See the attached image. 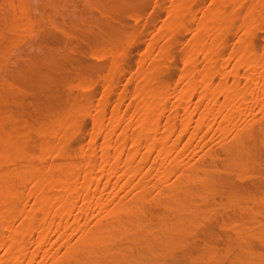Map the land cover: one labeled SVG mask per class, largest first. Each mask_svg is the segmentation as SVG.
Wrapping results in <instances>:
<instances>
[{"label":"bare ground","instance_id":"6f19581e","mask_svg":"<svg viewBox=\"0 0 264 264\" xmlns=\"http://www.w3.org/2000/svg\"><path fill=\"white\" fill-rule=\"evenodd\" d=\"M202 1L169 0L147 37L138 61L139 72L133 69L125 77L124 60L121 61L125 49L120 48V52L113 47L110 69L116 70L117 83H108L94 105L86 94L82 99L76 98L61 119L44 117L42 125L33 131L36 142L23 131L25 124L20 130L13 113L0 108V264H264V249H256V244L264 248V217L251 220L252 215L255 217L253 211L249 220L256 221L254 225L250 226L240 214L244 219H235L236 224L231 220L238 242L232 240L240 249H234L230 257L225 254L223 263L224 252L218 257L212 247L215 244L207 247V256L200 246H207L202 241L204 226L209 237L215 229L205 218L217 212V205L212 211L211 198L215 195H210L215 190L211 192L209 188L212 184H233L228 183L230 175V179L224 177L225 182L216 171L222 170L217 167L220 153L212 147L226 143L220 147L221 153L231 167L238 168L240 161H236V156L241 155H237L241 150L247 148L248 155L263 146L255 147L254 131L264 134L262 119H257L258 114L264 117V45L259 50L251 38L253 24L263 21L260 15L264 14V0L247 1L241 24L235 30L231 23H235L237 13H233L244 0H210L208 4ZM5 2L13 20L17 9L22 17L24 0ZM147 18L150 21L152 17ZM182 32V64L171 82V61L170 66L166 61L170 59L167 57L175 35ZM231 34L235 41L228 47V55H224ZM130 84L133 87L128 91ZM109 93L113 94L112 104ZM85 118L91 121L86 130ZM82 132L84 138L69 152V141L76 142ZM256 155H248L255 158L254 166ZM231 167L227 166L228 171ZM246 187L242 188L247 190ZM233 189L230 187L235 193L237 190ZM263 193L260 204L252 194L256 201L253 203L258 204L254 205L261 208L257 209L259 213L264 211ZM243 209L239 211L247 212ZM157 210L161 211L158 224L154 221ZM214 217L212 220L218 222ZM202 219L206 222L201 224ZM198 222L204 225L200 227L204 231ZM190 237L193 243H185L192 250L188 246L191 252L186 253L183 241ZM227 246L225 252L230 251V255L232 245ZM178 249L185 252L179 255Z\"/></svg>","mask_w":264,"mask_h":264},{"label":"rangeland","instance_id":"374dc122","mask_svg":"<svg viewBox=\"0 0 264 264\" xmlns=\"http://www.w3.org/2000/svg\"><path fill=\"white\" fill-rule=\"evenodd\" d=\"M5 1L6 0H0V86H1L0 87V108H2L4 110V112L13 113L11 115L14 118L16 117L15 118L16 126L18 124V127L20 130H21V128H24L26 126L24 128V130L23 129L22 130L25 131V133H27V135L29 134L28 137H29V139H31V141L34 140L35 142L37 140L36 139L37 137H36L35 132H33V131H35V129H37L39 127V125H42L41 121L43 120L44 117L47 116L49 119H52V120L61 119L63 113L66 110H68L69 108H71L73 101L76 98H80V96L82 99V96H84V95L86 96V94H88L86 96V98L89 97V98H91L90 99L91 101L94 100L92 102V104L94 105L96 103L99 95L104 91V88L108 83L113 82V81H114V83H117L116 78L118 75L116 74V70L110 69V63L112 62V59H113V55L111 54L112 53L111 51H114V48H116V49L118 48L119 50H120V48L125 49V50L123 49L125 52L120 50V52L122 51L121 55H123L121 58V61L124 60L123 61L124 63L123 64L120 63V64H122V67H123V68L122 67L121 68L125 69V71H124L125 72L124 74H126L125 77H128L130 74L129 72L133 69H135V70L137 69V71L140 70V65H138V61H139L140 56L143 54L145 44L148 40L147 37H149L151 32H152L153 24H155L157 22V18L159 20V17L163 15V13L167 9V6H166V5H168L167 3H169V0H91L92 2L90 0H24L22 8L24 11L23 15H25V16L23 17V15H22V17H21L20 12L17 9L16 12H18L19 14L16 13L17 18L13 20L12 15L11 16L8 15L9 14L8 13L9 8H8ZM244 1H246V2L244 3ZM244 1L242 4H240L241 6L237 7V10H235V12L233 13V14L237 13V14H235L236 17L235 16H234L235 18L233 17L235 19L234 20L235 23H231L232 24L231 27L234 28V30L238 28L236 25L239 24V26H240V24H241L242 16H243V9L246 8L248 0H244ZM4 2H5V4H4ZM202 2L203 3L204 2L209 3L210 0H205V1L203 0ZM206 3H204V4H206ZM116 4H118V5H116ZM197 4H194L192 6H194L198 10L199 6L198 7L195 6ZM163 6H165V7H163ZM191 8L193 9V7H191ZM47 10H48V12H47ZM192 12H193V10H192ZM195 12H196V10H195ZM262 14L260 15V17L262 18V16H263V18L261 19L263 21H261L260 19H259V21L257 20L258 23L261 21L259 23L260 25L259 24L258 25L253 24L254 26H252V28L254 30L252 32L253 36L251 38V39H253V43H254L253 46L255 47V45H256V47H258L259 50L261 49L262 45H264V14L263 15ZM149 16L152 17L150 21H149L150 18H147ZM7 18H8V20H7ZM155 18H156V22H155ZM71 21H74V22H71ZM54 22L56 23V25H54L55 24ZM232 22H233V20H232ZM94 27H96V29ZM230 33H233V32H230ZM94 34H96V35H94ZM111 35H112L113 39L111 38ZM175 36L177 38L173 39L174 41H172L173 44H172V47L170 50V55L168 54V57H167V58H170L171 60L170 59L167 60V58H166V60L168 62L165 60L168 65L171 61V63H170L171 66L169 65L170 67H172L171 69H169V75L172 73L170 75L171 77L169 78V80L171 82L174 81V79L176 78V75H177L176 72H178V69H180V67H181L182 60H181V54L180 53H181L182 47H183L184 42H185V40L183 38V37H185L184 32H182L180 34L178 33ZM229 36H228V38H227L228 40L226 42V44H227L226 50L227 51L223 50L224 55H228L227 54V52H229L228 47H231L230 45H232L233 44L232 42L235 41L234 35L231 34ZM110 39H112V40H110ZM229 39H231V42H228V41H230ZM175 40H176V42H175ZM121 46H124V47H121ZM78 49H80V50H78ZM111 49H113V50H111ZM73 50H75V51H73ZM256 50H257V48H256ZM70 54H71V56H70ZM125 54H127V55H125ZM38 56H39V59H38ZM32 57L35 59H33ZM31 60H33V61H31ZM36 60H37V63L35 62ZM172 60H174V61H172ZM76 61L78 63H76ZM166 63H164L165 69L168 67L166 65ZM219 63H220V60H219ZM172 64H173V66H172ZM88 67H90V70ZM77 68H78V70H77ZM125 77L123 78V80L127 79ZM117 80H118V78H117ZM132 87H133V84L128 85V88H129L128 91H131ZM91 94H93V95H91ZM110 94L111 93H109L108 95L109 96L112 95V97L109 98V100L111 102L110 104H112L113 94H111V95ZM17 113H18V115H17ZM259 115L260 114L257 115V119L259 118L260 120L261 119L263 120V121L262 120L260 121L261 125H262V122L264 124V117L262 118L260 116L261 117L260 118ZM87 119H90V118H85V120H84L85 125L83 126L84 130H86L90 126L91 121L87 120ZM260 122H259V124H260ZM24 124H25V126H24ZM255 127H253V131H254ZM256 131L257 130L255 129L254 132L256 134V137L254 139L256 140L255 142L257 144L254 141H253L254 142L253 144H256L257 146L255 145V147H258V148L261 145H263L261 147H264V137H263L264 134L259 133V130H258V132H256ZM81 134L77 136L78 139H75L76 142L74 141V139H73L74 142L72 140L69 141L70 143H71V141L73 143L70 144L68 142L69 147L71 146L70 148L67 149V150H69V152H72L73 150H75L76 149L75 146L79 143V141H81L84 138V132H82ZM77 137H75V138H77ZM221 143L223 144V146H222V144H220V145H215L214 147H216V148L212 147L213 149H215L214 152L217 151V153H220L219 154V162L217 161L218 162L217 167L219 169L223 170V171L220 170V173H219V170H217V168H216V171H218V174H220V176L223 175L222 176L223 178L229 177V179H230V176H231V179L229 180L228 183L233 182V184L228 185L226 183L227 185L225 187H228L225 189L226 191L225 190L223 191V189L225 188L224 187L225 183L223 185L224 188L222 187V185H215V184L211 185L212 189L209 188L211 192H213L214 190L216 191V193L218 191L223 192L222 194H221V192H218L217 196H216V194H214L215 191L213 193H210L211 197H212V194H213V196L215 195L213 199L211 198L212 208H213L212 211L215 212L214 207H216V205H217V207L215 209L217 210V212L220 209L218 214H217V212H215V213L213 212L215 215L214 218H218L217 219L218 222L215 219H213V220H215L217 223H214L215 221L213 222L212 218L214 215L212 213H211L212 217L207 216V215L205 216L206 219L208 217V219L212 220V222H209V220L207 219V222L211 226H213V224L215 226V224H216L215 227L214 226L212 227V228H215V229H213L214 234L213 235L209 234L211 238H212V236L214 237L213 239H211L212 243L209 242L211 244L207 243L208 241H210V237L207 236L208 230L206 231V226L201 225L202 222L203 223L206 222L205 219H204V221H203V219H202V221L199 220V222L201 221L200 222L201 224L199 222H198V224L201 225V226L199 225V228L200 227L203 228V226L205 228V231L202 230V228H200V230L204 231V233H202V234H204L202 237L203 238L202 241L203 242L205 241L204 243H206V245H207L205 247V245L203 246L201 244L200 246L202 247V249L205 248L203 251L201 249V251L204 252V254H206L205 250L207 249V247L215 244L212 247L214 248V251L216 252V255L218 257L221 255V253L224 252L222 254L224 257L223 258L220 257V258H222L221 259V261H222V260H225L224 259L225 257L226 258H227V256L230 257L233 253H235L234 252L235 250L238 252V250L240 249V248L238 249V246L235 245L236 244L235 241L232 240L233 238H234V240H237V238L235 237L236 235L234 234L235 232L233 233V230L235 229V228L233 229V226H235L234 224H236L239 221L238 218L239 219H244V218L248 219V222L250 223L251 221L249 219L252 215L251 213H254V215H255V217H253V215H252L251 220H252V218H254V220L260 221L261 218L264 217V211L261 210L260 211L261 213H259V210H257V209H261L260 206L257 208V206L254 205L257 203H253V202H256V201H254V199H255L254 196H256L255 200H257L258 204H260V201L263 199V198H261V197H263V195H261V194L264 192V190H263V192H260V191H262V189L264 188V186H263L264 185V180H263L264 178H262L264 176V160L261 159V158H264V156H263L264 152H262L263 149L261 147L259 149L254 147L255 149L258 150L257 153L255 152L254 148H248V149H253L255 152V154H254L253 151H249L248 155H250V157L252 156V158H253L254 155L258 154V156L256 155L257 162L254 166V163L252 160H254L255 158L254 159L249 158L247 155L248 150L246 151L247 148H245V150L244 149L243 150L246 153H244V151L242 152V150H241V152H239V154H237V155L241 154L240 156L235 155L236 157L241 158V160H239V158L236 159V157H235L237 162L240 161L239 167L236 168L237 167L236 165L235 166L232 165L233 167H231V163H229V161H227L228 159L222 155V153H221L222 149L220 150V147L221 148L225 147L226 143H224V142H221ZM224 144H225V146H224ZM251 147H253V145ZM260 149H261V151H259ZM212 152H213V150H212ZM250 152H252L253 154ZM259 154L261 155L260 157H259ZM223 157H224V159H223ZM247 159H249V160H247ZM244 160H245V162H244ZM262 160H263V162H262ZM236 161H235V163H237ZM249 161H250V163H249ZM254 161H256V160H254ZM227 162L230 164V167H231V169L229 171H228V169L230 167H229V164ZM244 163L248 164L249 167H248V165H246ZM222 164L226 165V166H223ZM251 164H253V165H251ZM237 165H238V163H237ZM242 165L244 166V168ZM257 165H259V166H257ZM221 166H223V167H221ZM227 166H228V169H227ZM240 166L242 167V169ZM225 167L227 170L226 169L224 170ZM259 167H260V170H259ZM232 169H234V170H232ZM236 170L238 172H236ZM231 173H232V175H231ZM220 176H219V178H221ZM250 176H251V178H250ZM256 176H258V177L256 178ZM259 176H260V178H259ZM244 177H246V178H244ZM225 178L223 180H225V182H227L226 181L227 179H225ZM250 182H253V184H251V186H250ZM254 182H256V183L254 184ZM258 182H260V183H258ZM243 184L245 187L247 184L250 187L247 185V187H246L247 190H245V189H243V188H245L243 186ZM232 185L234 187L237 186L238 189L241 188L242 190H240V189L238 190L234 187H233L234 188L233 189ZM238 185H239V187H238ZM241 185L243 188L241 187ZM256 186L260 187L261 189H259V188L257 189ZM213 187H215V188L213 189ZM230 187H231V189L237 190V191H235V193H234V191L230 190ZM216 188H218V190H216ZM248 189L249 190L251 189V191H249ZM230 191L232 192V196H231ZM245 191H247V192H245ZM248 191H249V196H248ZM252 191H253V193H252ZM225 192L229 193V194H226ZM219 193L222 196L221 198H220ZM250 193H251V196H250ZM252 194L254 196H252ZM234 195H235V197H234ZM241 196L242 197L246 196L247 199H245L246 197L242 198ZM237 197H238V200H237ZM258 197H260L261 199L259 200ZM234 198H235V200H234ZM248 198H251V199L253 198L252 199L253 201L248 199ZM214 199H216V200H214ZM215 201H217V203ZM232 201H234L236 203H234ZM245 201H246V204H245ZM240 202L243 204L242 208L240 207L242 205ZM247 202H249L250 204ZM221 204H222V206H221ZM251 204L254 205L255 207L254 206L249 207V206H251ZM218 207H220V208L218 209ZM238 208L240 210L243 208H246L247 212L243 211L245 209H243L242 211H239ZM249 208H252V210H250ZM233 209L235 210V212ZM157 211H159V212H157ZM157 211L155 212V220H154L155 223L158 222L157 218L159 217L160 212H161L160 210H157ZM223 211H226V212H223ZM251 211H253V212H251ZM239 214L241 217L243 216L244 218H240ZM242 214H244V215H242ZM221 217H222V220L224 221L223 224H222ZM233 217H236V218H233ZM235 219L238 221H236ZM231 220L234 221V224ZM254 220L252 221V223L254 222L256 224L257 222ZM228 221H230V222H228ZM208 223L206 224L207 226H208ZM225 223H226V225H224ZM227 223H230V225L232 227H229L230 225ZM252 223H250V226L254 225V223L253 224ZM218 224L220 225V227ZM224 226H227L229 229H232V230H229V229L225 230ZM208 227H207V229H209ZM212 228H210L211 233L213 232V231H211ZM223 230L225 233L223 232ZM234 231H236V230H234ZM204 236H205V238H204ZM207 237H209V238H207ZM191 239L192 238L190 237L188 239H184V241H183L184 245L187 246V248H185V246H183V244H182V246L185 248V250L187 249L186 253H188L190 250H192L191 245H188L189 243H193L191 241ZM229 239H231L229 241V244L232 243V241L234 242L230 245L226 242L228 246L232 245L231 246L232 251H231L230 255L228 254L230 251L225 252V249L227 250V248H226L227 245H226L225 241L226 240L228 241ZM243 239H244V237H243ZM185 240H188L189 243L188 242L185 243ZM219 242H220V245H219ZM236 242H238V240ZM234 245L236 248H234ZM188 246H189V249L191 248L189 251H188ZM215 246L217 249H215ZM256 247L255 248L257 249V251L260 250L262 252L264 249L261 246H257V244H256ZM180 249H178L177 252H179V255H182V253L185 252V250L183 249V252H182V250H180ZM219 251H221V252H219ZM177 252H176V254H177ZM263 253H264V251L262 252V254ZM204 254H203V256H204ZM206 256H207V254H206ZM222 263H223V261H222ZM197 264H202V263L200 261L199 263L197 262Z\"/></svg>","mask_w":264,"mask_h":264}]
</instances>
